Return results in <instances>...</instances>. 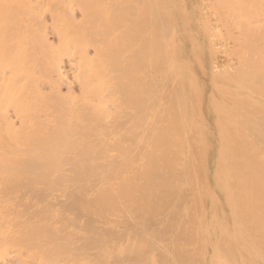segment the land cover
I'll return each instance as SVG.
<instances>
[{
  "label": "bare ground",
  "instance_id": "obj_1",
  "mask_svg": "<svg viewBox=\"0 0 264 264\" xmlns=\"http://www.w3.org/2000/svg\"><path fill=\"white\" fill-rule=\"evenodd\" d=\"M48 4L0 0V198L10 196L0 204V264H264V0H64L54 11ZM37 7L38 17L47 12L59 23L48 26L55 46L45 37L47 22L46 34H34ZM26 12L38 18L29 32L20 28ZM37 50L47 59L26 86L22 72L35 67L25 64ZM54 131L96 137L99 146L74 135L81 153L104 142L123 159L133 155L109 169L108 189L100 181L106 208L75 203L80 213H70L69 202L57 201L68 182L50 181L73 167L40 166L41 151L33 153L46 140L51 147ZM115 171L120 187L111 185ZM146 179L157 180L156 189L126 191L127 181ZM157 188L164 198L175 188L186 205L174 212L163 198L150 213H133ZM152 225L162 238H149ZM176 230L200 247L166 250L165 237ZM109 242L110 257L101 249Z\"/></svg>",
  "mask_w": 264,
  "mask_h": 264
},
{
  "label": "rangeland",
  "instance_id": "obj_2",
  "mask_svg": "<svg viewBox=\"0 0 264 264\" xmlns=\"http://www.w3.org/2000/svg\"><path fill=\"white\" fill-rule=\"evenodd\" d=\"M55 0H53V6L51 7V4H48L47 6H45V7H47V8H50L51 9V11H54L57 7H58V5L57 4H59V5H63V1L62 0H58L59 2L60 1H62V3H59L58 1H56V2H54ZM45 3V2H44ZM43 4V3H42ZM44 5H46V4H44ZM38 6H40V10H42V9H44V6L42 5V7L43 8H41V3L38 5ZM54 6L56 7V8H54ZM39 7H37L36 8V11L34 12V16H35V14L37 15V17L40 15V14H38L39 13V9H38ZM33 13V12H32ZM32 13H30V12H26V14H28L27 16H29L30 17V19L33 17V15H31ZM74 13H77V12H74ZM46 15H44V16H42V18H41V16L40 17H38V18H40V21H36V23L37 22H39V28H40V31L38 30V32L37 33H34V34H41V33H43L44 31L46 32V33H48V35L46 36L45 34V37H47V40H48V43H50L49 42V40H50V38H51V34H52V32H51V30L52 29H50V27H52V25H58L59 23H57L58 21L56 20L55 21V24H54V21H52V19L50 20L49 18L47 19V12L45 13ZM78 14V13H77ZM26 16V17H27ZM76 15L74 14V17H75ZM79 16V15H78ZM36 17V16H35ZM46 17V18H45ZM59 17L60 18H62L60 15H59ZM38 18L36 19V18H34L33 20L34 21H32V19L30 20L29 18V20H30V22H28V19L27 18H25L24 19V23H25V26H24V23H22L23 25H21V30L23 31L24 30V28L29 32V29H30V25L31 24H33V26H37V24L35 23V25H34V22H35V19L36 20H38ZM75 18H78L77 16L75 17ZM45 19H47V21L45 20ZM45 20V21H44ZM48 20H50V21H52L51 22V24L49 23L50 21H48ZM61 19H59V21H60ZM77 20V19H76ZM79 20V19H78ZM62 21V20H61ZM28 24H27V23ZM43 22H47L48 24H46L45 23V27L47 26H50V27H48V28H46V30H48V29H50V31L48 30V31H46L44 28V23ZM41 24H42V28H41ZM38 27V26H37ZM37 27H35V29L37 28ZM34 27H32V30H34L33 29ZM43 29H44V31H43ZM25 31V30H24ZM36 31V30H35ZM28 32H26V34L28 33ZM32 32V31H31ZM49 32L51 33V34H49ZM25 32H23L22 34H24ZM32 34V33H31ZM31 34H30V36H31ZM29 35V34H28ZM26 36L25 35V37H29V36ZM33 35V34H32ZM37 35V36H38ZM49 36H50V38H49ZM52 36H54L53 34H52ZM25 37H24V39H25ZM32 37V36H31ZM30 37V38H31ZM55 37V36H54ZM54 37H52L51 38V41H53V39L54 40H56ZM32 39V38H31ZM34 39V38H33ZM32 39V40H33ZM31 40V41H32ZM30 43V44H32V42H30V40H28L27 39V42L25 41V44L26 43ZM55 41H53V43L52 44H54V46H55V43L57 42H55ZM28 43V47L24 44V42H23V44L25 45V46H23L22 48H23V50H22V52H25L24 51V47H25V49H28L29 50V48L31 47V45ZM53 46V45H52ZM54 48V47H53ZM57 49V48H56ZM38 51V50H37ZM37 51L35 52V54L34 53H30V55L32 56V59L30 58V60H28V58L26 59V60H28V62L24 59V61H26V66L27 65H29V63L31 64V65H35V67H33L32 68V66H31V68H28V67H24V70H23V72H22V75L24 74V81H23V83L26 85V86H28V82L29 81H31V75H33L32 74V70H33V72L35 73V72H37V70L39 69V67H40V65L42 66V64L44 63V62H42V60L43 59H45L46 58V56L47 55H45V52H40V51H38V53H37ZM25 53H27V52H25ZM33 54V55H32ZM45 56H44V55ZM47 54V53H46ZM26 55V54H25ZM29 55V54H28ZM30 56V57H31ZM29 57V56H28ZM45 57V58H44ZM139 58V60H138V63H137V65L138 66H140V67H138V68H140V69H142V67H141V61L143 62V58H141V57H138ZM47 59V58H46ZM45 59V60H46ZM44 60V61H45ZM136 60V59H135ZM30 61H32V62H30ZM33 62L35 63V64H33ZM42 64H41V63ZM137 62V61H136ZM40 63V64H39ZM39 65V66H38ZM29 67H30V65H29ZM38 67V68H37ZM36 68H37V70H36ZM34 69H35V71H34ZM140 69H139V71H140ZM142 70H144V69H142ZM141 70V76H142V74H144V71H142ZM140 74V73H139ZM149 74H150V72H149ZM148 74V75H149ZM138 75V74H137ZM33 77V76H32ZM68 77L70 78V76L68 75ZM148 77H150L149 78V80L152 78V76L151 75H149ZM68 78V79H69ZM26 80H28V82L26 81ZM43 90H44V92H45V90L47 91V89L46 88H43ZM43 90H42V92H43ZM65 91L64 90V88L63 89H61V92H63V91ZM140 90H142V88H140ZM139 91V90H138ZM143 92H145L144 90H142ZM63 93H65V92H63ZM136 93H138V95H141V96H137V94ZM47 94V92L46 93H44L43 95H46ZM145 94V93H144ZM65 95V94H64ZM135 99H136V97L139 99V98H141L142 97V95L143 94H139V92H137V90L135 91ZM42 97L43 96H40V97H37V98H39V99H42ZM143 97H144V95H143ZM138 99H136L137 101H138ZM135 100V101H136ZM139 100H141L142 101V98L141 99H139ZM140 101V102H141ZM139 101H138V103H140ZM41 113V112H40ZM39 113V114H40ZM39 114H37V115H39ZM43 115H44V118L46 119V114L45 113H41L39 116H40V118H39V116H37V118L38 119H41L42 121L44 120V118H43ZM54 115V114H53ZM143 118H144V116H142ZM40 120V121H41ZM40 121H39V124H40ZM42 121H41V123H42ZM148 120L147 119H145V120H142L141 121V123H140V121H139V125H141L140 126V130H141V128H143L144 127V125L145 126H147L146 124V122H147ZM38 124V123H37ZM139 127V126H138ZM144 129V128H143ZM54 132H56V131H54ZM53 132V133H54ZM51 133V132H50ZM50 133L48 134V133H45L43 136H44V138H43V136L42 135H39V139H40V136H42L41 138H42V141H43V139L45 140V138L46 139H48L47 138V136H49L50 135ZM46 134H47V136H46ZM60 134H62L61 132H56V134L54 133V135L53 134H51V135H53L54 137H52V136H50V137H52L51 139H53V142L56 144V143H58L57 145H54V146H56V147H58L59 145H60V143H64V144H66L65 146H63V148L61 147V146H59V148H54L52 145L54 144V143H52V145H51V147L49 148V146H48V144H47V142L46 141H48V140H46L45 141V145L43 144L44 142H42V145H44V146H42V145H40V144H38V146L36 147L35 146V148L33 147V149H35V151L33 152V150L31 151V150H28V151H30V152H27L26 154H25V151H27V147L26 146H20V145H16V146H19V147H21V148H24V154H25V156L26 157H30V156H32V155H34L33 153H35L36 152V149H37V151L39 150V151H41V152H39V153H41V154H39V153H35V155H36V158H39L38 159V161L40 160L41 161V163L39 164V162L38 161H36V163H38V165H44V166H54L55 165V167L56 168H61V170H62V168H64L65 166L67 167V169H69V168H72V170L71 169H69V171L71 170V171H73L74 173H70L69 174V171H68V175L66 176V178H64L63 176H65L66 174H67V169L65 170L66 171V173H64V175L63 174H60V173H58V174H60L61 175V177H59V175H56L57 177H53V179H52V181H50L52 184H57L58 186H61V184L63 185L62 186V188L63 187H65L64 186V184H65V182L67 183L68 182V185H67V189H69V191H68V193H66V194H63L62 196H60V197H58L57 198V201L58 202H61V201H67V202H69L68 203V205H66V206H69L70 207V205L71 204H75V203H79V204H81V205H84V206H86V207H92V208H94V209H99V210H102L103 208H106L107 206H108V204H106V203H104V202H106V201H99L98 200V197H97V192H98V188L100 187V186H102L103 185V183H104V185H105V187H106V189H108V183H109V181H110V179H112L111 177H110V179L107 177V174L108 173H110L109 172V169H111L110 171H112V165L113 166H115L116 167V170H118L119 169V167H122L121 165H123L124 164V161H125V163H128V161L129 160H127V159H130L133 155L131 154L129 157H127V159H123V158H126V156H122L121 154H123V153H120L119 154V150H117V148H113V146H107L106 144H105V146L103 147V145H104V142L102 143V145H100V147H98V148H92L91 147V149H89L90 147H89V145H88V149L84 152V153H81L80 152V150H83V149H80V150H78V148H81L80 147V144H76V143H78V141L80 142V140L77 138V137H84V134H79V136H74V135H78L77 133H75V134H66V135H68V137L66 138V137H64L63 135H65V134H62V135H60ZM58 135V136H57ZM70 135V136H69ZM57 136V137H56ZM49 137V138H50ZM71 137V138H70ZM73 137H74V141H76L75 143H74V141H73ZM75 137L77 138V139H75ZM93 137V136H92ZM70 138V139H69ZM86 138H87V140L88 139H90V141H91V143L92 144H94V146L96 145V146H99L98 145V141H97V139H96V137H93V138H91L90 137V135H89V138L87 137V135H86ZM86 138L84 137V138H80V139H83V140H86ZM50 139V141L49 142H52V140ZM68 139V140H67ZM93 139V140H92ZM55 140V141H54ZM61 140H63V141H61ZM65 140V141H64ZM67 140V141H66ZM70 140L71 141H73L72 143L70 142ZM61 141V142H60ZM68 141L70 142V144L68 145ZM38 142V141H37ZM85 142V141H84ZM73 143L74 144H76L77 146H78V148H76V145H73ZM37 144H35V145H37ZM88 144H89V142H88ZM91 144V145H92ZM47 145V146H46ZM50 145V144H49ZM72 145V146H71ZM46 146V147H45ZM73 146H75V147H73ZM84 146V148L86 147L85 145H83ZM82 146V147H83ZM93 146V145H92ZM19 147H17V148H19ZM30 147V146H29ZM41 147H43L44 149H42L41 150ZM110 147V148H109ZM32 148V147H31ZM40 148V149H39ZM46 148V149H45ZM54 148V149H53ZM51 149V150H50ZM99 150V151H98ZM102 150H103V152H102ZM107 150V151H106ZM109 150V151H108ZM113 150H115V151H113ZM84 151V150H83ZM92 151V152H91ZM104 151H106V153L104 152ZM117 151H118V153H117ZM31 152H33V153H31ZM31 154V155H28L27 156V154ZM83 156H82V155ZM111 154V155H110ZM41 155V157H39V156ZM91 155V156H90ZM106 155H108V156H106ZM110 155V156H109ZM79 156V157H78ZM83 157H85V159H83ZM101 157V158H100ZM108 157H110V159L108 158ZM113 157V158H112ZM121 157H123V158H121ZM87 158V159H86ZM97 158V159H96ZM116 158V159H115ZM139 158V157H138ZM137 158V159H138ZM81 159V160H80ZM135 158H133V160H134ZM137 159H135L134 160V163L133 162H129V163H132V164H135V166H137L138 167V165L140 166V164L142 165V160H139V159H141V158H139L138 160ZM88 160V161H87ZM96 160V161H95ZM108 160V161H107ZM137 160V161H136ZM80 161V162H79ZM127 161V162H126ZM82 162V163H81ZM98 162V163H97ZM138 162V163H137ZM89 163V164H88ZM144 163V162H143ZM66 164V165H65ZM94 164V165H93ZM97 164H100V165H102V166H100L101 168L103 167V166H105V167H107V168H103V173L105 174V176H99V174H100V168L99 167H97V166H99V165H97ZM56 165H58V166H60V165H63V166H61V167H57ZM77 167H76V166ZM97 165V166H96ZM144 165L146 166V163H144ZM89 166V167H88ZM144 166V167H145ZM149 166V165H148ZM76 167V168H75ZM88 167V168H87ZM109 167V168H108ZM111 167V168H110ZM142 167H143V165H142ZM84 168L86 169L85 171H84ZM149 168V167H148ZM87 169H89L88 171H87ZM74 170H76V171H78L77 173L74 171ZM63 172H64V169L62 170ZM62 173V172H61ZM76 173V174H75ZM112 173H113V171H112ZM74 174L76 175V176H74ZM111 174V173H110ZM114 174L117 176V183H114V184H111V185H116V186H119L120 187V183H122V181H121V178H120V174H121V172H119V171H115L114 172ZM63 175V176H62ZM112 176H114L113 174H111ZM108 176H110L109 174H108ZM115 178V177H114ZM75 179V180H74ZM100 181H102L103 183H101ZM70 183V184H69ZM126 183V182H125ZM73 185V187H71V186H69V185ZM127 185V187H125L126 188V191L129 193V194H132L133 196H136L139 192H141V190H143L142 188H144L145 186H143V185H148V187L149 188H154V189H156L155 187H156V184H157V180L156 181H154L153 179H146V180H143V181H140V182H138V183H131L130 181H127V183H126ZM55 186V185H54ZM134 188H136L137 189V191H136V193H133V192H131V189H134ZM160 188H162V187H160ZM160 188H157V191H156V195L153 197V199L152 200H150V201H152V202H150V201H146L145 199H141L140 201H138V202H136L134 205V207H133V209H132V211H133V213H143L144 212V210L146 211V213H150L149 212V210L153 207V203L154 202H157V203H159L163 198H164V195H163V192L160 190ZM170 191V190H169ZM179 191L180 190H178L177 191V193H179ZM171 193H173V194H176L175 193V188H173V190L172 191H170V193L162 200L163 202L164 201H166V202H170V205L172 206V209H175V211L174 212H178L179 211V209L180 208H182V207H184L185 205H186V203H185V201L184 202H180L179 201V199H178V196H177V194L174 196V197H172L171 196ZM8 197H10V196H8ZM7 196H5V198H2V196H1V198H0V204H4L5 205V203H8L9 201H10V198H8ZM110 198V197H109ZM9 199V200H8ZM93 201H96V203H94ZM45 202H46V200H44V202H42L41 204L43 205H45ZM102 204L105 206V207H103L102 206ZM113 204V203H112ZM117 204H119V206H121V203H117ZM1 205V206H2ZM3 205V206H4ZM43 205V206H44ZM64 206V205H63ZM72 206V205H71ZM114 206V205H113ZM115 207V206H114ZM187 207V206H186ZM24 209V208H23ZM68 209V208H67ZM20 211L23 213V210H21L20 209ZM143 211V212H142ZM20 212V213H21ZM69 212L70 213H80L78 210H76V209H74V207L72 208V207H70V210H69ZM16 213H18V212H16ZM63 213H68V211L67 212H63ZM176 214H178V213H176ZM129 225H131V226H133V224L132 223H129ZM151 225V224H150ZM156 225V224H155ZM154 228H155V231H153L154 230ZM157 229V230H156ZM158 227H156V226H154V225H152V232L154 233V234H152L149 238H151V237H161L162 236V234H161V236H160V233L159 232H157V231H161V233H162V230L161 229H159ZM177 231V230H176ZM140 234V233H139ZM139 234L138 235H129V237L130 238H132V240H135V239H138V238H140V237H142V238H145V235H144V233H142V235L141 236H139ZM173 234V236H171V238H169V237H165V240L168 242V243H166V246H167V244H168V246L167 247H165L166 248V250H168V249H172V248H178V245H180L181 243H186L187 245H190L189 247L192 249V250H196L197 249V247H200V246H198V245H195L196 243H194L195 241L193 240V238H191V237H189L188 236V238H190V239H192L191 240V242L189 241V239L186 241V239L185 240H183L184 238H183V235L181 234V232L179 233L178 231L176 232V233H172ZM189 234V233H188ZM132 236V237H131ZM192 236V235H191ZM148 238V239H149ZM162 238V237H161ZM164 238V237H163ZM183 238V239H182ZM159 239V238H158ZM182 241H184V242H181V240ZM164 240V241H165ZM180 240V241H179ZM159 242H160V244L161 245H163V243L161 242V241H163V240H158ZM163 241V242H164ZM188 242V243H187ZM190 243V244H189ZM165 244V243H164ZM117 245V244H116ZM193 246V247H192ZM195 246V247H194ZM197 246V247H196ZM114 247L115 246H112L111 247V243L109 242V243H104V244H102L101 245V249H102V252L104 253V256H113V254L114 253H116V251H115V249H114ZM161 251L160 250H156V254H159ZM144 252H142V254H143ZM176 256V255H175ZM187 264H190V263H187Z\"/></svg>",
  "mask_w": 264,
  "mask_h": 264
}]
</instances>
